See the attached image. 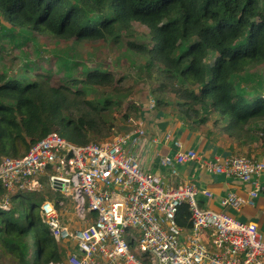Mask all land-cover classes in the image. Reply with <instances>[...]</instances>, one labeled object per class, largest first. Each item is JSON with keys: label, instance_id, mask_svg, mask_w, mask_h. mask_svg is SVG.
Wrapping results in <instances>:
<instances>
[{"label": "trees", "instance_id": "trees-1", "mask_svg": "<svg viewBox=\"0 0 264 264\" xmlns=\"http://www.w3.org/2000/svg\"><path fill=\"white\" fill-rule=\"evenodd\" d=\"M0 17L9 32L52 40L83 44L132 38L126 46L144 59L139 73L153 83L149 92L130 96L123 78L110 71H84L56 86L49 83L47 69L31 83L0 72V159L25 156L50 133L80 146L112 137L114 120L106 116L125 94L131 100L122 107V121L140 119L150 96L163 108L164 96L171 95L184 126L197 131L211 121V128L237 145L249 148L255 141L264 147V73L259 72L264 0H0ZM136 26L147 32L134 33ZM254 75L260 85L255 92ZM87 89L103 93L94 102ZM3 193L0 187V197ZM57 194L50 197L55 204L61 200ZM9 200L10 210H0V264L61 263L65 249L39 216L45 198L23 191ZM176 223L190 228L185 204Z\"/></svg>", "mask_w": 264, "mask_h": 264}, {"label": "built area", "instance_id": "built-area-1", "mask_svg": "<svg viewBox=\"0 0 264 264\" xmlns=\"http://www.w3.org/2000/svg\"><path fill=\"white\" fill-rule=\"evenodd\" d=\"M128 123L129 132L98 144L74 145L50 133L25 156L1 158L0 210H10L14 192H38L41 178L54 193L69 197L77 226L63 223L56 208L65 206L62 199L39 205L41 222L65 249L62 262L50 264H264V233L255 224L201 209L197 196L210 198L211 193L192 182L166 183L178 177V167L195 161L207 173L252 184L246 199L228 193L219 201L239 211L264 197V183L258 180L264 163L242 155L205 160L175 141L174 153L158 160L161 172L150 173L143 165L144 125L133 118ZM182 204L189 229L176 223ZM69 241L75 248L65 244Z\"/></svg>", "mask_w": 264, "mask_h": 264}, {"label": "rangeland", "instance_id": "rangeland-1", "mask_svg": "<svg viewBox=\"0 0 264 264\" xmlns=\"http://www.w3.org/2000/svg\"><path fill=\"white\" fill-rule=\"evenodd\" d=\"M8 28V25L0 17V72L6 73L11 78L18 79L22 76L26 78V83H31L37 78L35 76H46L43 74L48 70L49 72L46 74H49V83L56 86L64 84L66 81L68 82L72 77H80L84 71L96 69L110 71L122 77L123 82L121 85L131 90L130 96L141 92H149L152 89L153 83L151 80L146 79L139 73V70L144 65V59L128 50L126 42L132 38L128 39L125 35L116 42L99 41L80 44L74 40H52L47 36L31 35L28 32L17 29L9 32L11 29ZM131 30L134 33L137 31L142 33L147 32L144 27L139 26L132 27ZM259 72L264 73V66L259 68ZM257 79L255 75L251 77L250 82L255 86L253 92L259 91L258 87L260 85ZM102 93V89L86 90L87 96L94 102L99 100ZM244 93H249V91L244 90ZM129 95L120 96L116 100L120 106L116 108L111 107L106 116L107 120H114L112 136L125 134L131 129L128 120H121V116L123 115L122 107L127 104L128 100H131L128 98ZM149 98H151L150 103L153 101L155 106L157 97L150 96ZM162 101L166 103L165 107L162 108L164 114L176 118L177 115L174 112L175 98L171 95H166ZM208 115L212 120L215 117L212 111H209ZM205 132V127H200L199 133L204 134ZM39 183L40 189L38 192L45 199L50 200L53 191L49 187L47 180L41 178ZM59 197L65 204L60 210L63 223L77 226L73 218V209H70L69 197L65 195H59ZM65 244L69 248H75L74 243L70 241ZM134 247L133 245L131 248Z\"/></svg>", "mask_w": 264, "mask_h": 264}, {"label": "crops", "instance_id": "crops-1", "mask_svg": "<svg viewBox=\"0 0 264 264\" xmlns=\"http://www.w3.org/2000/svg\"><path fill=\"white\" fill-rule=\"evenodd\" d=\"M150 101L151 98L147 101V108L142 110L143 116H140L145 128L147 141L143 165L148 172L152 173L156 160H159L160 157L174 153L173 143L175 141H179L182 144L183 150H193L205 160L218 158L223 161L234 155H242L251 157V160L264 163V147L260 142L254 141L249 148L237 145L231 138L219 133L216 128H211V123L205 127L206 132L201 134L198 129L195 131L184 127L178 117H169L164 114L161 107L152 106ZM212 131L213 133H211ZM167 137H169L168 140ZM160 172L161 170L157 163L155 173ZM178 173L179 175L176 178H167L166 183L178 185L183 182H192L199 189H204L211 193L210 198L203 197L201 194L197 196L196 202L201 209L224 212L242 223L255 224L259 231L264 233L263 196L255 199L253 206L244 205L239 211L221 207L219 204L220 199L228 193H235L242 199H246L247 193L253 188L252 184L242 183L235 178H226L223 175L207 173L195 161L187 162L178 167Z\"/></svg>", "mask_w": 264, "mask_h": 264}, {"label": "water", "instance_id": "water-1", "mask_svg": "<svg viewBox=\"0 0 264 264\" xmlns=\"http://www.w3.org/2000/svg\"><path fill=\"white\" fill-rule=\"evenodd\" d=\"M157 163H158V160H156V163H155V165H154V167H153V171H152V173H155V170H156V167H157ZM259 182H260V183H264V174H262V175L259 177Z\"/></svg>", "mask_w": 264, "mask_h": 264}]
</instances>
